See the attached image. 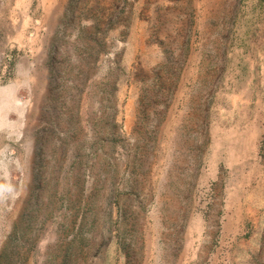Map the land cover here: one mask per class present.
Segmentation results:
<instances>
[{
	"label": "rangeland",
	"instance_id": "rangeland-1",
	"mask_svg": "<svg viewBox=\"0 0 264 264\" xmlns=\"http://www.w3.org/2000/svg\"><path fill=\"white\" fill-rule=\"evenodd\" d=\"M0 114V264H264V0H0Z\"/></svg>",
	"mask_w": 264,
	"mask_h": 264
},
{
	"label": "crops",
	"instance_id": "crops-1",
	"mask_svg": "<svg viewBox=\"0 0 264 264\" xmlns=\"http://www.w3.org/2000/svg\"><path fill=\"white\" fill-rule=\"evenodd\" d=\"M1 115V114H0ZM0 133H2V127L0 126ZM260 133V132H259ZM258 134V133H257ZM1 136V135H0ZM257 137V135H253L252 136V139L255 141V138ZM252 144V143H251ZM239 146H244L243 144H239ZM246 153V152H245ZM234 155H235V157H237V159H243V156L240 154V152L239 153H236V152H234ZM255 157V156H254ZM229 195H230V193H229Z\"/></svg>",
	"mask_w": 264,
	"mask_h": 264
}]
</instances>
